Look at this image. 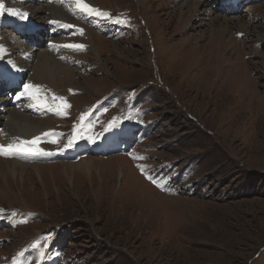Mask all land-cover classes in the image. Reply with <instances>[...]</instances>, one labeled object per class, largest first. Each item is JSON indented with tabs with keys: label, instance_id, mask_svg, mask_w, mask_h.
Instances as JSON below:
<instances>
[{
	"label": "rangeland",
	"instance_id": "374dc122",
	"mask_svg": "<svg viewBox=\"0 0 264 264\" xmlns=\"http://www.w3.org/2000/svg\"><path fill=\"white\" fill-rule=\"evenodd\" d=\"M55 1L3 0L67 46L0 28L47 105L0 97V145L48 153L0 155V262L264 264V0Z\"/></svg>",
	"mask_w": 264,
	"mask_h": 264
},
{
	"label": "snow or ice",
	"instance_id": "6c2138e0",
	"mask_svg": "<svg viewBox=\"0 0 264 264\" xmlns=\"http://www.w3.org/2000/svg\"><path fill=\"white\" fill-rule=\"evenodd\" d=\"M76 6L81 11H84L86 13H96L98 15L102 14L98 9L91 7L88 3L83 2V0H76ZM5 12L12 15H19L21 16V18H27V13L19 12L16 9L6 8L3 3V0H0V15H3ZM69 47H74L76 49H83L84 46L69 45ZM21 96H29L37 103L42 104L43 98L41 96V86L33 85V84H24L23 91L20 92L19 96H17V99H19ZM53 99L54 100L58 99L64 108L69 106L62 97H53ZM42 106H47V105L42 104ZM57 110L60 111L59 106ZM38 139L39 138L31 142H20L9 145H0V155H5V156L18 155V154L47 155L48 153H45L43 149L34 147ZM71 143L72 141L70 140L69 145H71Z\"/></svg>",
	"mask_w": 264,
	"mask_h": 264
},
{
	"label": "bare ground",
	"instance_id": "6f19581e",
	"mask_svg": "<svg viewBox=\"0 0 264 264\" xmlns=\"http://www.w3.org/2000/svg\"><path fill=\"white\" fill-rule=\"evenodd\" d=\"M76 1V0H75ZM145 1V0H144ZM149 1V0H148ZM83 2H85V3H88L91 7H93V5L91 4V1L90 0H83ZM150 2V1H149ZM148 2V3H149ZM94 8V7H93ZM91 14H94V15H96V13H91ZM103 17V16H102ZM53 19H55L56 20V16L53 18ZM62 21H65V20H62ZM86 37L89 39V40H91V36L88 34V35H86ZM179 44V43H178ZM178 44H176V45H178ZM89 45H90V47H95V43H89ZM94 45V46H93ZM182 45H189V47H190V49H189V52L190 53H195V47H200V46H198L197 44H195V43H191L190 41H186V42H184V43H182ZM192 49V50H191ZM6 50H8V48L6 49ZM26 56H28V59H30V58H33V53H31V52H28V53H26ZM40 149H42V148H40ZM45 152V151H44ZM16 156H23V157H31V156H36V157H39V156H42V155H31V154H18V155H16ZM33 158V157H32ZM15 165H19V166H21V164H20V162L19 161H15ZM21 167H24V166H21ZM28 167H30V166H28ZM32 167V166H31ZM24 168H26V167H24ZM6 179V178H5ZM6 188H7V186H6ZM6 188H4L3 190H6V191H8ZM12 188V187H11ZM2 190V186H1V183H0V200H2V199H7L8 201H11V199H14V198H16V197H14V194H7V192H6V194L7 195H4V191ZM10 191H8V193H9ZM19 192V191H18ZM153 193H155V194H158L155 190L153 191ZM16 196V195H15ZM170 197V196H169ZM4 201V200H3ZM2 201V202H3ZM176 201V200H175ZM5 202V201H4ZM167 203H168V201H167ZM7 204V203H6ZM138 226V225H137ZM136 226V227H137Z\"/></svg>",
	"mask_w": 264,
	"mask_h": 264
}]
</instances>
